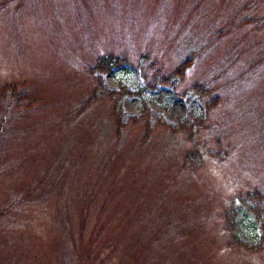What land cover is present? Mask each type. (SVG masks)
Wrapping results in <instances>:
<instances>
[{"label":"rangeland","instance_id":"374dc122","mask_svg":"<svg viewBox=\"0 0 264 264\" xmlns=\"http://www.w3.org/2000/svg\"><path fill=\"white\" fill-rule=\"evenodd\" d=\"M253 193L264 0H0V264H264Z\"/></svg>","mask_w":264,"mask_h":264},{"label":"trees","instance_id":"16d2710c","mask_svg":"<svg viewBox=\"0 0 264 264\" xmlns=\"http://www.w3.org/2000/svg\"><path fill=\"white\" fill-rule=\"evenodd\" d=\"M115 60L117 59L113 55H107L105 58L100 57L95 66H106L101 70L103 72ZM99 76H96L98 84H100L99 80L101 81ZM260 197L259 193L246 195L245 198H240L237 205H231L225 211V228L229 234L230 241L250 252L264 251V205L261 204L262 198ZM247 200L255 203L254 208L245 202ZM244 202L245 204H243Z\"/></svg>","mask_w":264,"mask_h":264}]
</instances>
